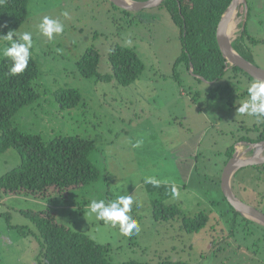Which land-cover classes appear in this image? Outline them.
I'll return each instance as SVG.
<instances>
[{
    "label": "rangeland",
    "instance_id": "rangeland-1",
    "mask_svg": "<svg viewBox=\"0 0 264 264\" xmlns=\"http://www.w3.org/2000/svg\"><path fill=\"white\" fill-rule=\"evenodd\" d=\"M246 4L247 33L260 42L251 45L245 38L238 47L264 70V0L240 3L233 42L242 30ZM63 12L68 13L67 18ZM44 16L58 19L64 26L63 33L51 41L38 29ZM24 32H31L34 41L31 56L39 69L35 84L39 98L17 112L13 125L41 136L45 142L59 136L92 141L96 148L90 160L100 177L95 183L63 193L50 191L46 197L0 192V264H38L40 237L23 214L46 212L55 215L57 224L107 245L108 258L115 264L131 260L153 264H264V226L251 221L253 224H242L232 234L228 221L232 214L229 218L222 216L227 203L220 188L228 149L241 153V145L235 147L238 140L245 135L256 139L264 130V118L237 113L255 80L242 75L230 78L233 74L227 73L222 81L209 83L197 80L184 64L175 66L181 53L179 29L162 7L125 15L113 9L108 0H29L27 20L14 39ZM116 44L134 49L144 63L138 80L121 86L114 79L105 83L79 74L76 63L88 48L100 54L99 74H111L108 52ZM6 45L7 41H0V60L5 57L2 50ZM227 80L232 92L236 88L234 93L225 88ZM68 88L81 93L82 102L75 109H61L54 98L56 91ZM219 88L225 89L220 98L207 96L210 90ZM253 126L258 132L247 133L246 129ZM198 135L201 146L196 153L197 172L183 180L177 151L181 143L196 141ZM137 141L142 144L134 148ZM19 164L15 150L0 154V177ZM255 171L238 173L231 187L243 202L264 212V175L257 178ZM148 176L168 183L154 187L144 183ZM173 183L179 190L178 197L171 192ZM243 185L247 187L244 194ZM121 194L133 195L130 215L139 222V234L124 236L118 226L109 227L89 215L93 199L108 202ZM159 202L178 205L188 218L205 213L209 222L199 232L185 234L180 220H154L152 212Z\"/></svg>",
    "mask_w": 264,
    "mask_h": 264
},
{
    "label": "trees",
    "instance_id": "trees-1",
    "mask_svg": "<svg viewBox=\"0 0 264 264\" xmlns=\"http://www.w3.org/2000/svg\"><path fill=\"white\" fill-rule=\"evenodd\" d=\"M231 2L232 0H164L159 6L165 9L172 23L179 29L181 53L176 59L175 66L184 64L199 81L203 79L209 83H218L227 73L233 74L230 78L242 75L253 80L239 68L229 67L217 44V27ZM28 3L29 0H6L0 6V36L6 35L9 31L16 33L27 20ZM110 4L113 9L125 15L131 14V11L120 9L111 2ZM246 11L248 16L247 4ZM245 38L251 45L260 42L248 35L246 23L238 38L232 42V46L236 53L253 63L251 56L238 47ZM245 49L248 50V47L245 46ZM108 61L111 74L100 75L98 72L100 54L96 49L88 48L77 61L76 67L83 78H95L98 82L105 83L114 79L121 86L133 84L145 69L144 63L134 49L119 44L110 48ZM11 63V58L8 57L0 60V154L10 149L15 150L20 158V164L0 177V192L4 195L28 193L46 197L50 191L63 193L98 181L100 172L90 160V155L96 148L92 141L78 136H59L45 142L41 136L28 134L13 125L12 119L17 112L39 98L35 86L39 69L31 56L25 72L12 76L8 71ZM225 88L231 89L228 80ZM223 90L225 89L210 90L207 96L212 99L220 98V92ZM234 91L236 88L230 92ZM54 98L61 109H75L82 102L81 93L73 88L56 91ZM246 132H258V127L247 128ZM239 140L249 143L264 141V130L256 139L245 135ZM233 153V148L228 149L227 160ZM195 171L197 172L196 165L193 172ZM223 200L226 202L224 196ZM152 213L156 222L180 220L181 229L185 234L199 232L209 222L205 213L188 218L182 215L178 205H166L163 202L154 205ZM23 215L34 224L40 237L38 264H115L108 258L107 245L99 244L73 228L57 224L55 215L49 212ZM222 216L230 219L228 221L232 224V234L233 230L242 224H253L234 211L230 205H227ZM5 217L8 226L12 227L9 215ZM13 228L19 230L20 227ZM232 234L230 233L231 236ZM180 263L164 261L157 264ZM120 264L153 263L131 260Z\"/></svg>",
    "mask_w": 264,
    "mask_h": 264
},
{
    "label": "clouds",
    "instance_id": "clouds-1",
    "mask_svg": "<svg viewBox=\"0 0 264 264\" xmlns=\"http://www.w3.org/2000/svg\"><path fill=\"white\" fill-rule=\"evenodd\" d=\"M6 0H0L2 6ZM67 18L68 13H61ZM41 35L45 36L49 41L55 36L63 33L64 26L58 19H52L49 16H44L41 23L38 25ZM15 31H9L6 35L0 36L8 42L4 46L2 54L5 57L11 58V67L9 74L17 76L25 72L31 58V50L33 48V37L31 32H24L14 39ZM131 43V41H129ZM248 98L243 101L237 108V113L256 117L257 119L264 118V80L257 79L247 89ZM142 141H137L133 144L134 148H139ZM144 183L151 184L154 187H159L161 183L167 184L168 181H160L155 177H145ZM171 192L174 197L179 196V190L173 183ZM135 203L133 195H118L115 200L106 202L104 199H93L89 204V215H94L99 221H103L105 225L120 229L124 236H132L139 234L141 231L139 222L135 220L130 213L132 206Z\"/></svg>",
    "mask_w": 264,
    "mask_h": 264
},
{
    "label": "water",
    "instance_id": "water-1",
    "mask_svg": "<svg viewBox=\"0 0 264 264\" xmlns=\"http://www.w3.org/2000/svg\"><path fill=\"white\" fill-rule=\"evenodd\" d=\"M116 7L127 10V11H139L148 8L159 7L164 0H147L144 2H136L132 0H108ZM246 0H232L231 4L227 8V10L222 15V18L218 24L216 31V40L218 47L225 59L226 64L229 67H237L246 73L253 80L261 79L264 80V70L258 68L253 63H250L241 55L235 52L232 46L233 39H231L228 35V26L230 21L233 18V13L235 9L240 5V3H245ZM247 12V11H246ZM245 12V13H246ZM246 14L244 21L242 22L243 29ZM258 156H254L253 159L242 160L235 153L225 164L222 175H221V191L223 196L225 197L228 204L242 217L261 224L264 226V213L259 211L253 206L243 203L234 195V192L231 187V180L240 168L253 166L256 163ZM264 160V158H263Z\"/></svg>",
    "mask_w": 264,
    "mask_h": 264
},
{
    "label": "crops",
    "instance_id": "crops-1",
    "mask_svg": "<svg viewBox=\"0 0 264 264\" xmlns=\"http://www.w3.org/2000/svg\"><path fill=\"white\" fill-rule=\"evenodd\" d=\"M237 145H241V147H242L241 150L243 149V147H246V146L251 147L250 143L243 142V141H240V140H238V144H236L235 147H237ZM200 146H201V144H200V136L198 135L196 141L194 139H191L190 141L183 142V143H181V147L178 148V151H177V156H178L177 165L179 167V170L182 173L183 180H189V178L191 177V175H192V173L194 171V168H195L196 153L198 152ZM176 148H177V146L174 147L172 149V151H174ZM237 155L239 156V154H237ZM239 158H240V156H239ZM240 159H242V158H240Z\"/></svg>",
    "mask_w": 264,
    "mask_h": 264
},
{
    "label": "flooded vegetation",
    "instance_id": "flooded-vegetation-1",
    "mask_svg": "<svg viewBox=\"0 0 264 264\" xmlns=\"http://www.w3.org/2000/svg\"><path fill=\"white\" fill-rule=\"evenodd\" d=\"M250 133H254V132H250ZM260 133V132H259ZM259 135V134H258ZM249 137H251L250 135H247ZM245 142V141H243ZM249 143V142H248ZM251 147L246 146L243 147L242 152L239 153L240 158H242L243 160H247V159H253L254 156H258L256 163L253 166H248V167H243L240 168L239 170H237V172H235L233 178L240 172L245 171V169H251L252 171H255L257 174V178H259L261 175H264V141H257L255 143H250ZM250 149V150H249ZM234 153H236V151H234ZM233 153V154H234ZM232 178V179H233ZM220 188H221V180H220ZM233 190V189H232ZM241 192L242 194L247 192V187H245V185H243L241 187ZM249 192V191H248ZM237 199H239L240 201H242L241 198H239L236 194H234ZM243 202V201H242ZM227 203V201H226ZM245 203V202H243ZM247 204V203H245ZM227 205H229L227 203ZM248 205L255 207L256 209H258L259 211H261L259 209V206H254L253 204L248 203ZM234 210V209H233ZM235 211V210H234ZM262 212V211H261ZM264 213V212H263Z\"/></svg>",
    "mask_w": 264,
    "mask_h": 264
},
{
    "label": "bare ground",
    "instance_id": "bare-ground-1",
    "mask_svg": "<svg viewBox=\"0 0 264 264\" xmlns=\"http://www.w3.org/2000/svg\"><path fill=\"white\" fill-rule=\"evenodd\" d=\"M238 8H239V6L237 7V9H235V11L233 13V18L230 21V24L228 26V32H229L228 35L232 39H233L235 33L237 32V25L239 23V21L237 20V10H238Z\"/></svg>",
    "mask_w": 264,
    "mask_h": 264
}]
</instances>
